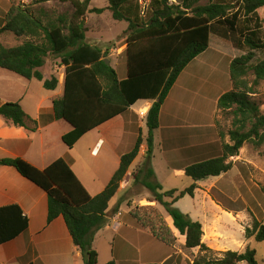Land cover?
<instances>
[{"label":"trees","instance_id":"16d2710c","mask_svg":"<svg viewBox=\"0 0 264 264\" xmlns=\"http://www.w3.org/2000/svg\"><path fill=\"white\" fill-rule=\"evenodd\" d=\"M70 2L79 19L86 13L101 14L102 9H89L92 0H61ZM115 21L126 22V77L120 80L116 71L106 65L105 54L99 47L85 42L82 23L67 22L60 15L45 24L28 9L12 7L0 27V34L9 32L16 37H34L36 42L4 48L0 46V68L26 80H37L47 91H54L58 79H45L41 68L45 59L53 55L64 67L63 94L52 100L55 120H64L72 130L62 137L69 148L88 132L115 122L125 115L137 101H153L147 112L145 125L146 151L142 168L132 173L163 207L173 227L185 237L186 250H198L191 264H258L255 251L243 253L226 251L221 257L203 242V227L182 213L175 204L185 196L194 197L197 183L219 177L232 169L230 158L236 157L245 143L255 147L264 144V114L251 99L254 87L264 80V60L253 64L256 52L264 51V32L257 11L264 0H217L207 5H196L200 0H150L149 15L144 19L137 3L132 0H105ZM231 40L246 48L245 55L229 64L231 90L217 100V109L231 111L232 129L229 143L222 138L221 154L180 168L192 180L185 190H164L155 179L151 166L154 131L159 128V112L170 89L186 66L209 46V37ZM250 73L254 80L250 84ZM0 116L6 123L35 132L37 121L30 118L18 102L0 104ZM143 144L141 134L131 150L120 157L119 167L104 190L90 196L69 165L61 158L39 170L20 158H1L0 166L13 168L47 196V224L58 217L65 221L73 245L83 257L84 264H97L98 255L92 247L94 235L106 225V211L116 195L131 164ZM165 156L168 154L165 153ZM176 194V195H175ZM142 209L130 210L129 215L139 226L148 229L163 244L172 247L176 240L164 224L160 213ZM26 216L18 205L0 207V245L14 240L27 230ZM246 238L264 243V225L253 222L245 230ZM172 255L162 264H175ZM107 264H114L113 261Z\"/></svg>","mask_w":264,"mask_h":264},{"label":"rangeland","instance_id":"374dc122","mask_svg":"<svg viewBox=\"0 0 264 264\" xmlns=\"http://www.w3.org/2000/svg\"><path fill=\"white\" fill-rule=\"evenodd\" d=\"M171 1L175 3V0ZM178 1L181 2V0ZM216 1L200 0L196 5H207ZM132 2L138 4L140 13L145 19L150 13V0H132ZM12 7L28 9L44 24L49 19H56L60 15L64 16L67 22L71 20L81 22L85 31V42L106 52L105 59L109 60V66L116 71L119 79L125 76L126 56L124 50L126 49L125 39L128 24L115 21L112 18L105 0H92L89 5V9H102L101 14L88 12L79 19L75 17V9L70 2L61 0H0V27L4 24L7 13ZM257 14L262 21L264 32V7L260 8ZM27 41L36 42V38L31 36L16 37L9 32L0 34V46L4 48L16 47ZM205 51L198 61L206 63L210 69L198 65V62H191L179 78L180 84L190 81L198 92L203 93L202 95L205 94L206 100L197 97L194 106L196 110L200 109L201 117H205V119L197 120L193 117H185L181 125L161 130V132L159 130L154 132L151 166L156 171L157 180L165 191L172 189L182 191L193 183L185 175L174 177L170 170L173 169L172 166L187 165L219 156L222 138L224 142L229 143L228 132L232 129L233 115L231 111L217 109V96L219 92H228L232 87L229 78V60L245 55L248 50L234 45L231 40L211 35L209 46ZM261 60H264V51L256 52L252 63L256 64ZM40 70L45 79L51 77L58 79L60 85L56 92H59L64 82V67L61 66L60 59L49 55ZM189 75H195V80H189ZM253 80L254 76L250 73L249 83L251 84ZM50 95L51 92L45 90L37 80L29 81L0 68V104L1 102L21 101L25 111L33 114L35 103ZM251 99L258 105L260 113L264 114V80L254 87ZM210 109L212 110L208 112ZM137 118L134 115L130 119L133 125L132 131L135 134L131 148L139 134L142 136V128L145 134L142 136V146L145 145L147 127L145 121H140ZM192 124L202 126L195 127L191 126ZM112 135L111 144L116 140ZM165 153L168 156H165ZM137 157L138 160L135 159L133 162L136 164L132 163L130 166L133 170L130 172L128 169L116 195L109 203L108 210L113 211L116 207V210L119 209L124 215L135 209H142L139 210L140 213L155 211L160 213L164 224L172 230L173 227L171 228L165 220L167 214L163 207L155 202L151 193L131 176L132 173H137L142 168L145 149L140 148ZM229 161L233 165L229 172L218 179L211 177L199 182L194 197H183L175 204V207L184 214L189 213L192 220L204 223L203 242L212 250L213 257H221V253L226 251L243 253L250 249L255 251L257 263L264 264V243H257L253 238L245 237V230L252 228L255 220L264 225V144L255 147L250 143H245L239 150L238 156L230 158ZM76 167L83 170V163H76ZM75 170L79 172L81 179H83V174L86 175L76 168ZM86 188L90 193H95L101 188V184H97L94 188L87 184ZM214 225L217 228H214ZM175 237L176 240L172 245L175 251V264H191L198 255V250H186L182 244V237L177 234ZM98 247L99 264H106L103 263L106 260L105 247L102 243H99ZM106 249L110 252L109 247L106 246ZM157 258L156 255L154 257L147 256L145 260L152 262Z\"/></svg>","mask_w":264,"mask_h":264},{"label":"crops","instance_id":"0c3cea01","mask_svg":"<svg viewBox=\"0 0 264 264\" xmlns=\"http://www.w3.org/2000/svg\"><path fill=\"white\" fill-rule=\"evenodd\" d=\"M205 52L198 55L191 62H198V65L210 69L206 63L198 61L199 57ZM231 61L229 60V64ZM184 70L178 76L161 106L159 128L155 130L156 132L181 125L185 117H193L197 120L205 119V117H201L200 109L196 110L194 107L197 97L206 100L205 94L202 95L203 93L198 92L190 81L180 84L179 78ZM189 76V80H195L194 76ZM125 77L126 74L120 80L125 79ZM50 92V96L35 103L33 114L26 112L22 102H18L25 113L37 121L35 132H30L21 127H14L6 123L0 116V159L20 158L35 168L43 170L52 162L61 158L73 170L89 195L96 196L104 190L118 169L120 157L131 150L135 134L132 131L133 125L130 119L135 115L138 120L145 121L153 101H137L125 115L115 122L88 132L79 139L72 149H69L62 142V137L69 133L72 127L64 120H55L52 112V100L62 96L63 85L59 92H56V90ZM224 93L226 92H219L217 100ZM3 103L5 102H1V104ZM191 126L200 127L202 125L192 124ZM143 131L142 128V136H145ZM111 135L116 138L113 144L110 143ZM145 146L141 145L140 148L146 151ZM78 150H80L79 153ZM78 162L83 163V170L76 167ZM74 166L81 173H86V175H82L83 179H81ZM130 170H133L132 167L129 168ZM170 170L174 177L184 175V171L180 168ZM154 173L158 182L155 170ZM219 177L215 178L218 179ZM87 184L93 188L97 184H101V188L96 190L95 193H90L86 188ZM13 204L20 207L27 218L28 226L23 234L0 245V264H84L81 253L73 245L64 219L58 217L47 224L46 194L21 177L13 168L0 166V207ZM126 215L128 217H122ZM106 220V225L96 232L92 242V247L98 255L97 264H99L100 258L99 243H102L105 247L106 260L103 263L106 264L111 261L114 264H162L172 255H175L173 247L163 244L148 229L139 226L129 215V212L124 215L115 207L113 211H106ZM165 220L172 228L171 218L167 215ZM201 224L203 227L204 223ZM214 228H217L216 225H214ZM171 231L174 236L176 234L181 236L174 227ZM181 237L183 239L182 244H184L185 237ZM106 246L109 247L110 252L106 249ZM155 255L158 257L157 260L152 262L145 260L147 256L154 257Z\"/></svg>","mask_w":264,"mask_h":264},{"label":"water","instance_id":"95a60500","mask_svg":"<svg viewBox=\"0 0 264 264\" xmlns=\"http://www.w3.org/2000/svg\"><path fill=\"white\" fill-rule=\"evenodd\" d=\"M104 62L106 65H109V60L105 59Z\"/></svg>","mask_w":264,"mask_h":264}]
</instances>
